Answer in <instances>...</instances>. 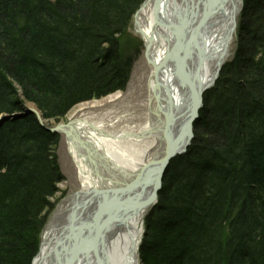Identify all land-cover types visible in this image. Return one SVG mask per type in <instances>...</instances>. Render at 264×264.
I'll return each mask as SVG.
<instances>
[{
  "label": "trees",
  "instance_id": "trees-1",
  "mask_svg": "<svg viewBox=\"0 0 264 264\" xmlns=\"http://www.w3.org/2000/svg\"><path fill=\"white\" fill-rule=\"evenodd\" d=\"M145 0H0V116L46 123L123 92L144 48ZM234 59L204 98L188 152L144 217L140 264H264V0H243ZM61 135L31 116L0 128V264H32L65 181Z\"/></svg>",
  "mask_w": 264,
  "mask_h": 264
},
{
  "label": "bare ground",
  "instance_id": "bare-ground-1",
  "mask_svg": "<svg viewBox=\"0 0 264 264\" xmlns=\"http://www.w3.org/2000/svg\"><path fill=\"white\" fill-rule=\"evenodd\" d=\"M239 3V0H148L141 8L138 27L144 31L147 43L151 44V38H154L151 57L160 64L168 47L166 39L170 41L173 37L166 24L158 19L157 8L161 18L183 29L181 56L160 73V90H157L151 72L145 124L119 127L121 120L114 111L101 116L77 114L70 118L73 134H62L78 167L83 189L58 205L42 232L40 250L33 264H54L55 249L78 218L84 224L94 222L101 211L104 214L97 226L91 225V239L85 246L81 264H140L138 250L144 232V217L154 202H151V196H142L141 202L128 207L123 215L122 208L113 205L119 197L109 196L101 205L94 190L102 188L111 179H127L160 164L168 143L170 101L174 107L173 147L177 153L184 151L190 143V125L197 107L195 102L200 98V91L213 84L224 62L227 54L225 37L231 14L241 12ZM79 143L94 156V162H90L92 165L83 155ZM145 184L146 181H142L139 185L143 188ZM152 191L149 189L145 193ZM86 235L88 230L81 232V240ZM66 255L64 252L62 258Z\"/></svg>",
  "mask_w": 264,
  "mask_h": 264
},
{
  "label": "water",
  "instance_id": "water-1",
  "mask_svg": "<svg viewBox=\"0 0 264 264\" xmlns=\"http://www.w3.org/2000/svg\"><path fill=\"white\" fill-rule=\"evenodd\" d=\"M148 0H145V2L141 5L139 8L140 10L135 14L133 17V22H132V28L131 32L136 35L141 42L144 43L145 47V53H146V58H147V63L149 64L151 68V72L153 71V75L155 78V85L157 86V90H160V85L162 84L159 78L160 73L163 71L166 66L172 65V61L175 59L180 58L181 53H182V48H183V43H184V36L185 33L183 32V29L180 28V26L167 22L166 19L163 17L161 18L160 16V11L159 8H157V16L158 19L162 21V23L166 24V27L169 31L172 32V40H168L167 44L168 47L166 48V53L163 57V59L160 61V64L156 63L155 59L151 57L150 49L154 45V38H151V44L147 43L144 40V31H141L139 29V20L138 16L141 13V8L147 3ZM239 5H241L240 11L243 10L244 5H243V0H239ZM240 13H234L231 14V20L229 24V29L226 35V39L224 42V49L226 50V57L224 58V62L221 63L220 68L218 69V74L215 77L213 84L207 88V89H202L200 91V98L198 102L196 101V110L193 115V121L191 122L190 125V143L186 146L183 152L177 153L176 150H174L173 147V129H172V124L174 121V118L172 116L173 114V109L171 101L169 102V107H170V114L168 116V125H167V147H166V153L163 156V158L160 161V164L158 166H151L148 167L147 170H142L140 172H137L135 175H133L130 178H122V179H111L110 182H108L105 186L102 188H99L98 190H94V196L100 198L99 204L103 205L106 203L108 200L109 196L113 197H119L113 205H118L122 208V213H127L128 207L134 205L135 203L141 202L142 196H151V202L153 204L151 205L153 207L154 204L157 203L158 198H159V193L160 190L163 187V180L164 177L166 176V172L168 168L170 167L171 161L181 155H184L188 152L189 147L191 146L192 142L194 141V124L195 122L200 118V112L202 108L204 107L203 102H204V96L207 91L210 90V88L214 87L216 84V81L219 79L221 75V70L223 69L224 65L227 63L228 58L230 57V44L233 41V37L237 31V22L239 19ZM174 59H171V58ZM176 61V60H175ZM34 116L36 117L38 123L46 130L51 133L55 134H62V132L66 133H71L73 134L69 123H62L59 121L58 123H54L52 125H48L45 123V119L43 116V113H41L40 109L33 104L32 106H26L25 111L23 113H14V115H8V114H3L0 116V128L4 127V124L8 122H14L18 120H25V118ZM70 131V132H68ZM68 135V134H67ZM79 147L83 153V155L86 156L88 162L93 163L95 158L92 156L88 149L86 148L85 145L79 143ZM90 163V164H91ZM92 165V164H91ZM153 179V181L150 182V180ZM142 181H146L147 184L142 188L140 187V183ZM153 186V187H152ZM149 189H152L153 191L149 194H146L145 192L148 191ZM134 194L132 197L131 195ZM115 199V198H113ZM124 201L127 202V204L124 203ZM143 206V205H142ZM147 207V205L143 206ZM104 214V211L100 212L97 217L95 218L94 222H88V223H82L78 220L74 223V225L71 226L70 230L68 231L69 233L64 236V238L59 242L60 244L58 247L55 249V255H56V262L54 264H81L82 262V256L84 254L85 246L89 242V239H91L90 236V231L92 229V226L96 227L98 222L100 221L99 219L102 217ZM92 223V224H91ZM92 225V226H91ZM85 230H88V235L85 236L84 239L81 240V232H85ZM92 234V233H91ZM66 252V256L64 259L62 258L63 253Z\"/></svg>",
  "mask_w": 264,
  "mask_h": 264
},
{
  "label": "rangeland",
  "instance_id": "rangeland-1",
  "mask_svg": "<svg viewBox=\"0 0 264 264\" xmlns=\"http://www.w3.org/2000/svg\"><path fill=\"white\" fill-rule=\"evenodd\" d=\"M240 17L237 22V27L240 22ZM233 38L234 39L230 44V57L228 58V62H231L232 59H234L236 52L238 51L237 48L241 44V38L238 36V29ZM141 53L142 54L134 63L135 65L130 75L131 79L125 91L113 92L112 94L105 97H101L100 99H92L90 101L79 103L70 110L71 112L65 120H62V123L69 122L70 118L77 114H86L87 116H101L102 114L114 111L115 114L121 120V122L118 124L119 127H135L145 124L147 120V113L149 110V108H147V101L149 98L148 81L151 77V68L147 63L145 47L142 49ZM32 105L33 103L26 101V106ZM59 145L60 147L58 151V156L60 166L62 167V171L66 179L59 185V189L61 190L60 193L54 199L56 201V206L52 209V212L47 221L48 224L50 223L58 205L65 198L73 196V194L82 191L83 189L81 179L78 174V167L76 166L72 155H70L69 153V145L67 144L65 135L61 136Z\"/></svg>",
  "mask_w": 264,
  "mask_h": 264
}]
</instances>
